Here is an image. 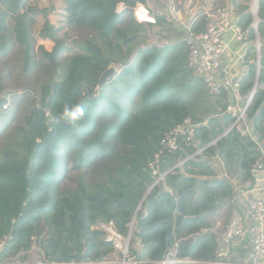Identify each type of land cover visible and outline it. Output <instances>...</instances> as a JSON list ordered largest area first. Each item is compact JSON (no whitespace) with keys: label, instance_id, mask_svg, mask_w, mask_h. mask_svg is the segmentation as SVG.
I'll list each match as a JSON object with an SVG mask.
<instances>
[{"label":"trees","instance_id":"trees-1","mask_svg":"<svg viewBox=\"0 0 264 264\" xmlns=\"http://www.w3.org/2000/svg\"><path fill=\"white\" fill-rule=\"evenodd\" d=\"M63 1L68 24L85 26L92 35L62 62L68 47L58 29L45 19L40 31L41 38L54 42L50 51L39 47L54 70L28 102L12 138L0 145V262L17 255L27 261L34 243L49 261L101 259L114 248L95 226L112 221L127 236L134 217L132 240L141 244L135 251L147 264L168 258L192 264L211 260L218 245L214 216L225 206L230 214L240 208L234 202L239 188L219 176L211 159L218 157L229 177L249 190L261 157L255 141L228 130L232 117L224 112L226 93H209L188 65L185 40L138 44L144 25L168 28L166 14L149 5L156 0ZM138 2L151 9L156 22L133 19L123 27ZM39 14L47 12L28 0H0V59L19 45L25 73L38 65L31 25ZM236 15L246 39L254 41L250 6ZM257 18L260 69L257 73L255 59L248 61L242 90L247 93L257 78L248 114L264 137V0L258 2ZM115 64L116 75L98 87L102 73ZM7 116L0 134L11 120ZM186 118L197 124L193 139L161 157L160 170H171L154 185L149 164L160 140ZM70 163L80 172L78 181L62 187Z\"/></svg>","mask_w":264,"mask_h":264},{"label":"built area","instance_id":"built-area-1","mask_svg":"<svg viewBox=\"0 0 264 264\" xmlns=\"http://www.w3.org/2000/svg\"><path fill=\"white\" fill-rule=\"evenodd\" d=\"M132 12L135 19L140 23L156 22L155 15L145 3L138 2L133 7ZM202 16L205 20L202 27L196 30L189 29L185 34L188 65L204 81L210 94L226 93L227 104L224 112L232 117L228 130L234 129L243 136L251 137L259 149L261 157L256 161L253 169L254 186L251 189L254 190V194L244 200L240 204V208L234 207L232 209L230 218L218 237L214 258L208 261L193 262L200 264H264V137L258 132L248 114L253 103L258 80L256 78L253 87L247 93H244L242 90L243 78L250 68L247 59L242 57L241 65L237 70L223 62L225 36L230 29L234 30L237 42L246 40V32L238 24L236 12L226 5L215 3L205 8ZM253 26L256 30V39L254 40L256 49L255 64L258 73L261 60V43L260 38H258L257 20L253 23ZM46 114L48 115L49 112L47 111ZM196 126L197 124L191 118H186L161 138L160 149L156 153L155 159L149 164L151 173L155 177L154 185L163 182L166 174L171 170H160L161 157L167 153L180 150L183 143H191ZM201 152L202 149H199L190 157ZM182 163L183 161H180L175 167L180 166ZM135 221L136 217L130 223L127 236L119 233L112 221L100 222L95 226V228L104 231L105 240L110 242L114 248L112 253L101 259L87 258L71 261H49L44 259L38 264H147L148 261L140 260L138 253L135 251V249L139 250L141 247L138 240H132ZM246 233L250 237V247L246 258L241 261H231L230 257L235 240ZM3 246L4 240H0V250ZM177 260L190 261L177 258L169 260L168 258L157 264L179 262ZM21 264L27 263L25 261Z\"/></svg>","mask_w":264,"mask_h":264},{"label":"rangeland","instance_id":"rangeland-1","mask_svg":"<svg viewBox=\"0 0 264 264\" xmlns=\"http://www.w3.org/2000/svg\"><path fill=\"white\" fill-rule=\"evenodd\" d=\"M185 1V0H183ZM172 3L175 10L185 6V3H179V0H156L150 2L149 5L154 11H159L167 3ZM204 2V4H203ZM197 4L199 6L197 15L201 16L204 9L210 7L212 4L218 3L228 6L233 11H237L243 5H249L250 10L254 13L256 10V0H192L188 2V5ZM28 4L34 6L38 10H44L47 14L36 15L32 21V37L35 44L34 52L38 65L31 72L25 73L22 69V53L19 45L12 46L10 54L0 59V123H4L2 120L7 115L10 117L9 124L6 125L5 132L0 134V145L7 143L9 139L14 135L16 126L22 122L23 116L28 112L27 104L37 94L40 86L43 83L48 82L50 74L54 70L52 65L42 58L40 45H43L45 49L52 50L54 42L50 39H43L40 37V31L44 25L45 19H49L50 24L58 29V34L64 38L68 49L61 55L60 60L65 62L72 54L77 53L79 48V41L92 35V32L85 26L70 25L67 22L65 3L63 0H28ZM118 10L124 8L123 3L118 4ZM135 19L132 13H127L124 18L123 27L127 23H132ZM136 20V19H135ZM184 30H174L170 32H161L157 25H144L139 31L138 44L150 45L160 44L163 45L165 41L171 40H184ZM134 32V30H131ZM116 69H119V65H114ZM27 91L26 95L21 96L23 92ZM6 97L8 100L6 103H2L1 99ZM17 103V104H16ZM7 116V117H8ZM211 162L218 174L222 177L225 175L224 164L220 159H211ZM73 164H69V168L65 171V176L61 180L62 187H69L76 185L79 176V170L72 167ZM233 179V178H232ZM233 184L238 187V183L233 179ZM239 189H242L238 187ZM229 208V207H228ZM228 208L221 209L213 218L214 221L218 218L221 223L216 224L214 229L221 230L222 225L225 226L230 218V212ZM118 254V253H117ZM120 255V254H118ZM44 257L40 251L37 243H34L31 250L28 252L27 264H38L44 261ZM172 258H169L171 260ZM176 261V260H175ZM175 263H188L187 261L177 260ZM187 262V263H186ZM23 261L19 259V256L9 257L1 264H21ZM174 263V262H173Z\"/></svg>","mask_w":264,"mask_h":264},{"label":"crops","instance_id":"crops-1","mask_svg":"<svg viewBox=\"0 0 264 264\" xmlns=\"http://www.w3.org/2000/svg\"><path fill=\"white\" fill-rule=\"evenodd\" d=\"M190 1L192 0H185V1L179 0V3L183 2L185 3V6H183L182 8H178V10H175L174 8L175 6L169 2L165 6H163L161 10L158 11V13H165L169 24L166 30H162V31L160 29L159 30L163 33L166 31L170 32L174 30H184L183 32H185L186 34V32L189 29L196 30L202 27V20H201L202 15L201 16L197 15V12H198L197 10L199 6L195 3L188 5V2ZM177 41H183V40L165 41L166 42L165 44L171 43V42H177ZM251 47H254V49ZM242 57H245L247 61H250L251 58L253 60L256 58L255 41L246 39L242 42H237L235 40L234 30L230 29L225 36V50L223 54V62L225 64L231 65V67L234 70H237L239 69L241 65ZM214 158H218V157H214ZM223 167L225 170V175L224 177L220 175L219 176L222 178H227L232 183H233V179H235V182L238 183V187H241L240 181L236 179L235 177L233 179L229 177V175L226 172L225 166ZM253 194H254L253 189H249V190L239 189L234 199V202H236V204L240 207V204L244 200L252 196ZM224 208H228V206H225ZM216 221L218 224L221 223V221L218 218L216 219ZM216 221H215V224H216ZM223 229H224L223 225L220 231L216 229L218 237ZM249 247H250V237L247 233L244 234L243 236L238 237L233 244L230 260L231 261H241L244 258H246Z\"/></svg>","mask_w":264,"mask_h":264},{"label":"water","instance_id":"water-1","mask_svg":"<svg viewBox=\"0 0 264 264\" xmlns=\"http://www.w3.org/2000/svg\"><path fill=\"white\" fill-rule=\"evenodd\" d=\"M258 2L259 0H256V10L254 12L255 19L257 20L258 18ZM258 38H259V33H258ZM117 73V69L114 65H111L108 67L101 75L98 87H101L105 82H107L108 79L112 78L115 76ZM136 216V215H135Z\"/></svg>","mask_w":264,"mask_h":264}]
</instances>
